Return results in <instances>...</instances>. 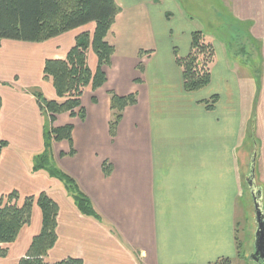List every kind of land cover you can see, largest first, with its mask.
Segmentation results:
<instances>
[{
	"label": "crops",
	"instance_id": "obj_1",
	"mask_svg": "<svg viewBox=\"0 0 264 264\" xmlns=\"http://www.w3.org/2000/svg\"><path fill=\"white\" fill-rule=\"evenodd\" d=\"M115 2L120 10L106 36L114 47L111 65L104 68L107 81L95 91L85 88L82 120L62 113L51 124L36 93L57 99L43 79L44 61L64 58L85 26L43 42H1L0 142L6 146L0 153V196L16 191L20 204L44 191L58 205L48 262L72 257L84 264H214L220 259L250 264V240L243 251L238 237L239 202L247 210L248 205L240 187L242 162L236 158L243 122L234 73L214 69V63L210 83L186 92L174 55L188 54L194 28L175 0ZM87 64L93 73L92 52ZM109 91L134 93L137 99L124 109L113 138ZM215 95L208 109L206 101ZM68 123L72 142L52 143L54 161L76 180L101 221L82 215L57 179L32 170L45 127ZM260 176L264 183V154ZM41 222L34 204L30 224L13 243L2 245L7 255L0 264H17Z\"/></svg>",
	"mask_w": 264,
	"mask_h": 264
},
{
	"label": "trees",
	"instance_id": "obj_2",
	"mask_svg": "<svg viewBox=\"0 0 264 264\" xmlns=\"http://www.w3.org/2000/svg\"><path fill=\"white\" fill-rule=\"evenodd\" d=\"M119 10L115 0H0V45L5 39L43 42L73 29L94 25L92 31L84 30L75 37L73 46L64 58L44 61L43 79L51 83L57 99H48L40 92L36 96L43 114H47L51 124L56 115L62 113H69L82 120L84 108L81 98L85 88L90 86L95 91L106 83L104 68L111 65L114 53V47L106 41V36ZM88 52H92L97 59L93 73L87 64ZM174 56L175 63L181 70L186 92L202 90L210 83L215 51L202 30L195 29L192 32L190 50L186 56L180 57L176 52ZM138 69H142L141 62ZM108 94L111 111L109 133L113 138L124 109L136 104L137 99L134 93L118 95L109 91ZM92 99L95 100L94 97ZM216 101L215 95L206 101V107L212 109ZM1 104L0 97V109ZM72 129L73 125L70 123L45 127L43 148L40 154L34 156L32 170L44 171L57 179L82 215L101 221L102 216L89 197L72 176L56 165L53 158L52 143L67 141L71 144ZM5 146V142H0V153ZM72 152L71 149L70 153ZM104 173H110L107 167L104 168ZM34 204L39 207L42 215L40 232L33 237L26 254L17 264H84L81 259L72 257L56 262L45 260L57 237L58 205L44 191L37 196L26 197L20 204L16 191L0 196V257L7 255V249L2 245L13 243L21 229L30 224ZM236 248L237 255L240 256L241 246L238 240ZM214 264L231 263L228 259H220Z\"/></svg>",
	"mask_w": 264,
	"mask_h": 264
},
{
	"label": "rangeland",
	"instance_id": "obj_3",
	"mask_svg": "<svg viewBox=\"0 0 264 264\" xmlns=\"http://www.w3.org/2000/svg\"><path fill=\"white\" fill-rule=\"evenodd\" d=\"M175 2L184 19L190 22L194 30H202L206 39L212 43L215 51L214 69L222 68L223 71L225 67L234 73L239 84L243 126L236 158L237 162H242L240 187L243 193L246 190L248 210L240 201L238 237L243 251L248 248L250 240L249 246L253 254L257 224L246 176L251 156L255 154V183L261 182L260 186H264L260 176L264 154V0H175ZM93 27V24H89L83 29L92 31ZM232 86L236 85L232 83ZM262 208L264 211L263 204ZM246 257L249 258L248 263L257 264L251 257ZM237 264H243V261L238 260Z\"/></svg>",
	"mask_w": 264,
	"mask_h": 264
},
{
	"label": "water",
	"instance_id": "obj_4",
	"mask_svg": "<svg viewBox=\"0 0 264 264\" xmlns=\"http://www.w3.org/2000/svg\"><path fill=\"white\" fill-rule=\"evenodd\" d=\"M255 154H252L249 164V172L246 176V183L251 195L252 205L257 224L255 231L254 253L251 259L257 264H264V211L260 201L261 191L256 186L254 179Z\"/></svg>",
	"mask_w": 264,
	"mask_h": 264
}]
</instances>
